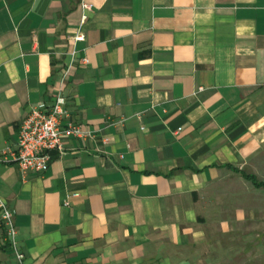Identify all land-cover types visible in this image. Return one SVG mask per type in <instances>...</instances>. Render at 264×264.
<instances>
[{"label":"crops","instance_id":"1","mask_svg":"<svg viewBox=\"0 0 264 264\" xmlns=\"http://www.w3.org/2000/svg\"><path fill=\"white\" fill-rule=\"evenodd\" d=\"M65 72L86 134L40 173L0 161L16 264H235L218 236L264 212V0H0V153Z\"/></svg>","mask_w":264,"mask_h":264},{"label":"built area","instance_id":"2","mask_svg":"<svg viewBox=\"0 0 264 264\" xmlns=\"http://www.w3.org/2000/svg\"><path fill=\"white\" fill-rule=\"evenodd\" d=\"M82 8L89 10L90 5L82 2ZM85 17L84 15L83 18ZM75 38L80 40L83 36L77 34ZM66 80L67 72L62 75L61 86L56 91L51 105L41 104L33 107L24 118L16 148L0 153V161L17 163L23 177L32 172L45 171L53 151L64 153V136L81 137L86 134L81 125L71 118L66 108L67 98L64 95ZM0 217L7 229V238L14 249L16 258L19 263H22L24 255L17 248L15 211L1 196Z\"/></svg>","mask_w":264,"mask_h":264},{"label":"rangeland","instance_id":"3","mask_svg":"<svg viewBox=\"0 0 264 264\" xmlns=\"http://www.w3.org/2000/svg\"><path fill=\"white\" fill-rule=\"evenodd\" d=\"M255 192L252 198L254 205L258 203L264 210V197L257 196ZM221 216L226 217V215ZM252 222L251 230L237 229L229 237L218 236L224 243H229L231 249H233L232 245L235 246L237 255L235 264H264V212L253 215ZM7 241V229L0 217V246H4ZM11 248L0 251V264H11L12 262L16 264L17 258L12 246Z\"/></svg>","mask_w":264,"mask_h":264},{"label":"trees","instance_id":"4","mask_svg":"<svg viewBox=\"0 0 264 264\" xmlns=\"http://www.w3.org/2000/svg\"><path fill=\"white\" fill-rule=\"evenodd\" d=\"M244 175V177H246L248 180H251L252 181V183L254 184V186L255 187H257V188H264V182H260V181H258V179L255 177V176H253V175H249V174H243ZM11 243H10V241L8 240L6 243H5V245L4 246H0V251H6V249L9 247V248H11ZM7 247V248H6ZM12 250V248L10 249V251Z\"/></svg>","mask_w":264,"mask_h":264}]
</instances>
